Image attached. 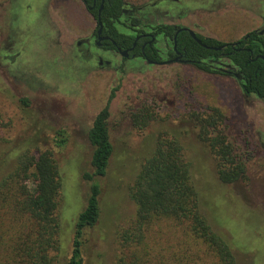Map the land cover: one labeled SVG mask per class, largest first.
Masks as SVG:
<instances>
[{
  "label": "rangeland",
  "instance_id": "rangeland-1",
  "mask_svg": "<svg viewBox=\"0 0 264 264\" xmlns=\"http://www.w3.org/2000/svg\"><path fill=\"white\" fill-rule=\"evenodd\" d=\"M126 1L137 7L152 2ZM55 2L47 3L38 13L34 9L26 15L23 10L26 0H0L3 122L0 179L14 166L15 153L26 150L25 144L22 145L24 140H31L33 146L29 151L33 150L32 153L37 149L54 152L61 180L56 210L57 237L63 244L61 251L65 252L58 260L61 262L62 256H69L75 220L86 205L89 183L82 175L91 170L92 152L87 132L95 116L108 105L107 127L113 153L106 175L95 180L100 186V216L92 228L84 230L83 264H114L118 254L116 235L135 213L128 192L140 169L139 155L144 149L154 147L156 136L162 131L176 136L182 146L185 160L190 164L191 181L209 222L207 206H216L223 227L211 225L227 240H230L228 231L231 234L236 263L264 264V137L261 133L264 113L261 107L253 108L251 104L248 107L231 84L190 69L181 70L179 78L168 67L137 69L126 64L121 72L100 68L83 70L74 56V24L68 36L56 35L50 29L56 15V9L51 8ZM224 2L227 7L220 9V15L239 23L242 32L249 21L257 27L264 17V0ZM228 2H237L238 10L230 9ZM198 7H192L193 18L212 23L216 16L203 14L204 10ZM174 16L173 12L160 10L156 20L169 22ZM70 18L73 23H80L77 15L72 14ZM22 99L27 100L28 107L20 103ZM142 106L152 108L155 120L139 131L132 115ZM210 108L218 109L227 118L218 130L228 134L235 155L245 161L246 181L222 184L217 176L216 158L207 144L198 139L199 124L192 116ZM56 130L64 131L66 138L61 148L55 147ZM159 232L154 230L156 236L165 235L163 229ZM171 242L167 241L166 245Z\"/></svg>",
  "mask_w": 264,
  "mask_h": 264
},
{
  "label": "trees",
  "instance_id": "trees-1",
  "mask_svg": "<svg viewBox=\"0 0 264 264\" xmlns=\"http://www.w3.org/2000/svg\"><path fill=\"white\" fill-rule=\"evenodd\" d=\"M111 1L114 6L121 2ZM253 91L264 97V83ZM20 103L28 107L26 99ZM192 117L199 124L198 139L207 144L218 162L220 182L231 185L245 181L243 165L235 161L230 144L218 130L223 121L218 110L210 108ZM108 118L107 105L87 132L92 152L91 170L82 175L89 183L86 205L75 220L69 256H62L61 262L58 257L65 252L57 237L56 217L61 180L54 152L34 147L32 153L31 140L23 141L26 150L15 153L14 166L0 179V264H83L84 230L92 228L100 216V186L95 180L106 175L113 153ZM154 120L155 114L149 109L132 117L139 131ZM2 125L0 114V130ZM54 134L55 147L61 148L66 141L64 131L56 130ZM139 156L140 169L128 192L135 213L116 235L118 254L114 264H237L229 231L227 240L213 230L212 225L223 227L216 206H207L210 222L202 211L204 204L191 181L190 164L176 136L159 132L154 147L144 149ZM155 229L159 234L163 229L165 235L156 236ZM169 240L172 242L166 245Z\"/></svg>",
  "mask_w": 264,
  "mask_h": 264
},
{
  "label": "flooded vegetation",
  "instance_id": "flooded-vegetation-1",
  "mask_svg": "<svg viewBox=\"0 0 264 264\" xmlns=\"http://www.w3.org/2000/svg\"><path fill=\"white\" fill-rule=\"evenodd\" d=\"M52 1L55 2L26 0L24 13L28 15L34 9L38 13L37 10L46 8ZM151 1L137 7L126 0H121L119 6L112 5L111 0H59L51 5L56 15L50 29L56 35L68 36L74 24L75 61L87 72L96 68L121 72L124 65L129 64L137 69L172 68L179 78L181 70L190 69L231 84L247 106H260L264 113V97L253 91L264 83V17L257 27L249 21L242 32L239 23L227 21L220 15V9L227 7L224 0H188L190 5L185 0ZM228 4L233 11L239 8L237 2ZM194 5L200 6L203 14L215 15L214 21L205 24V20H195ZM160 10L173 12L175 16L170 17L169 22H161L156 20ZM72 14L79 17L80 23H73ZM144 109L152 108L142 106L136 114L142 115ZM218 112L224 125L227 118ZM261 131L264 137V128ZM221 133L230 144L228 134L223 129ZM230 146L235 161L243 165L246 178V163L237 158L235 149Z\"/></svg>",
  "mask_w": 264,
  "mask_h": 264
},
{
  "label": "water",
  "instance_id": "water-1",
  "mask_svg": "<svg viewBox=\"0 0 264 264\" xmlns=\"http://www.w3.org/2000/svg\"><path fill=\"white\" fill-rule=\"evenodd\" d=\"M192 35V34H191ZM193 36V35H192ZM194 37V36H193Z\"/></svg>",
  "mask_w": 264,
  "mask_h": 264
}]
</instances>
